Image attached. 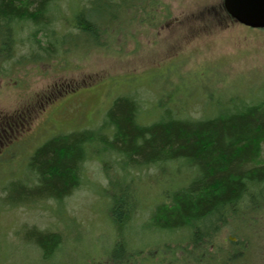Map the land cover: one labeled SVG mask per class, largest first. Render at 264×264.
Here are the masks:
<instances>
[{
    "label": "rangeland",
    "instance_id": "374dc122",
    "mask_svg": "<svg viewBox=\"0 0 264 264\" xmlns=\"http://www.w3.org/2000/svg\"><path fill=\"white\" fill-rule=\"evenodd\" d=\"M159 1L163 14L167 7L173 19H159V26L151 28L137 23L132 34L121 31L108 46L90 47L81 39L55 59H37V41L41 46L44 41L41 34L29 40L33 26L28 24L18 34L15 52L0 54V118L9 117L16 129V118L25 117L9 143L10 151L6 147L0 154V241L6 245L0 251V264H98L99 259L104 263L121 229L108 216L109 199L119 190L116 182L124 174L126 182L142 180L124 152L105 144L112 142L116 132L108 113L119 96L137 98L136 119L146 128L165 111H171L175 121L204 123L221 109L232 111V99L250 100L261 93L264 29L247 28L222 16V0ZM69 3L62 1L59 15L67 11L70 16ZM76 4L73 1L71 7ZM51 12L49 8L47 14ZM60 26L56 23V32ZM4 35L8 40L9 30ZM157 101L163 102L159 106L163 110L154 107ZM77 133L94 136L87 143L93 150L83 163L84 180L59 201H37L32 196L37 173L28 170L30 157L53 137ZM260 148L258 163L264 161V142ZM142 173L150 178L139 184V196H119L134 203L140 199L133 235L150 246L151 229L143 222L160 200L158 191L166 188L149 181L152 169ZM22 189L30 190L25 198ZM36 233L60 234V244L48 261L42 260L31 242ZM158 235V241L171 239ZM249 255L264 264V245Z\"/></svg>",
    "mask_w": 264,
    "mask_h": 264
},
{
    "label": "trees",
    "instance_id": "16d2710c",
    "mask_svg": "<svg viewBox=\"0 0 264 264\" xmlns=\"http://www.w3.org/2000/svg\"><path fill=\"white\" fill-rule=\"evenodd\" d=\"M62 1L0 0V54L6 50L10 55L15 52L18 34L28 24L33 26L29 40L41 34L44 41V46L37 41V59H55L70 52L81 39L90 47L107 45L121 31L132 34L131 28L137 23L151 28L159 26V19H173L167 7L163 14L159 0H73L77 3L74 8L69 0L70 16L67 11L65 16L59 15ZM224 13L223 9L221 15L228 18ZM56 23L61 25L58 32L54 29ZM8 30L7 40L4 33ZM260 92L250 100L232 99V111L221 109L220 114L204 123L175 121L172 112L165 111L146 128L136 119L140 103L135 96L116 99L108 113L116 132L112 142L102 141L124 152L142 180L126 182L124 174L116 182L119 190L109 199L108 216L121 229L104 263L99 259L98 264H262L263 260L248 257L264 245V161L258 163L264 142V87ZM161 104L157 101L154 107ZM24 118H16V129L9 117L0 118V154L6 147L10 151L9 143L16 138L13 135ZM93 137L87 133L59 135L35 150L28 170L37 173L32 191L37 201H59L79 186L84 180L83 163L93 150L87 143ZM145 169H152L150 182L165 184L166 188L158 191L160 200L143 222L151 229L150 246L142 244V237H136V241L133 235L134 213H139L140 199L134 203L119 196H139V184L150 178L148 172L142 173ZM112 178L115 180L114 174ZM22 192L21 198L30 194V190ZM162 233L171 239L158 241ZM60 238L59 233H36L31 242L45 261L53 255ZM3 244L0 251L5 250Z\"/></svg>",
    "mask_w": 264,
    "mask_h": 264
},
{
    "label": "water",
    "instance_id": "95a60500",
    "mask_svg": "<svg viewBox=\"0 0 264 264\" xmlns=\"http://www.w3.org/2000/svg\"><path fill=\"white\" fill-rule=\"evenodd\" d=\"M223 8L236 22L264 29V0H223Z\"/></svg>",
    "mask_w": 264,
    "mask_h": 264
}]
</instances>
